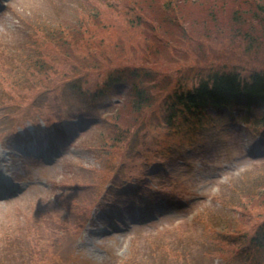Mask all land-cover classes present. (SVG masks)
I'll return each mask as SVG.
<instances>
[{
	"label": "rangeland",
	"instance_id": "374dc122",
	"mask_svg": "<svg viewBox=\"0 0 264 264\" xmlns=\"http://www.w3.org/2000/svg\"><path fill=\"white\" fill-rule=\"evenodd\" d=\"M6 1L0 16V164L15 165L14 175L27 189L0 199V264L30 262L37 247L45 253L37 264H264V250L248 240L264 219V199L252 190L264 178V135L250 130L263 106L247 118L233 108L211 107V115L188 121L183 113L167 126L161 104L173 87H192L207 70L264 69V29L234 28L230 19L254 1L240 0L236 7L238 0H181L173 11L181 26L162 22L163 33L128 26L132 11L107 5L123 0ZM220 3L227 7L212 15L210 4ZM148 12L153 18L159 11ZM57 22L68 26L62 40L80 30L101 41L85 49L98 63L68 62L71 52L44 32ZM113 68H125L128 82L139 81L153 97L142 117L131 105L123 107L118 119L127 131L117 146L107 141V128L111 110L130 102L129 84L123 80L109 94L93 96ZM128 68L137 69L136 77ZM26 71L45 79L38 104L15 112L22 98L9 100L8 90ZM71 82L86 94L72 92ZM32 94L25 93L26 105ZM70 109L68 118L76 123L63 128L60 157L50 165L24 160L12 131H29L30 123L41 129L56 111L67 115ZM92 117L94 125L88 124ZM152 188L164 194L150 196ZM165 196L174 201L173 208L166 201L172 212L158 218ZM137 216L143 224L155 220L140 227L132 223Z\"/></svg>",
	"mask_w": 264,
	"mask_h": 264
},
{
	"label": "trees",
	"instance_id": "16d2710c",
	"mask_svg": "<svg viewBox=\"0 0 264 264\" xmlns=\"http://www.w3.org/2000/svg\"><path fill=\"white\" fill-rule=\"evenodd\" d=\"M145 1V7L142 8L140 4V0H131V3L128 4V6L135 12L136 17L134 19L129 18L128 19V26L135 27L140 30H145L147 33H152L153 31L161 32L162 25H160L162 22H167L169 24L174 25H180L181 23L178 20V17H175L173 15V11L176 5H178L181 0H157L156 3L153 0H144ZM254 3L252 6H250L249 9L246 11L234 10L231 13V22L234 25V28H240L244 27L245 30H252L253 27H257L259 29H264V0H253ZM117 5V3H116ZM138 6V8H137ZM212 8H210L209 12L214 15L215 12H218L219 7H227L226 4L220 3V4H210ZM240 7V0L237 1V6ZM152 8H157L158 13L155 14V16L152 18L150 16V13L148 12ZM161 12V14H160ZM248 13L249 19H247L246 14ZM252 24V25H251ZM48 28V27H47ZM64 27L60 26V29H63ZM45 31L48 34V36H58L61 34V32H52L50 28L46 29ZM157 33V32H155ZM163 33V30L162 32ZM146 37H150L152 34H146L144 33ZM56 42L59 38H52ZM70 40V41H69ZM69 40H64L62 43L60 42L59 45L63 46L65 49L67 47L66 51L71 52V56H68L67 61H75V63H86L88 59L87 56L91 57V61L96 60L94 58L93 52H86L85 49L89 48L94 42L100 43L101 41H94L91 36H85L83 35V32L81 31H73L72 40L71 38ZM161 43V41L159 42ZM143 44H147L146 41ZM39 46H41L39 44ZM46 46L47 48L49 45H42ZM41 54V53H40ZM41 58L44 59V62L46 64V57H44L43 54H41ZM44 62L41 61L39 63L40 70H42L45 74V67H42L44 65ZM217 69L215 71H211L210 76L205 79H200L198 84L193 87L189 88L187 90L181 89L183 87H179V90H175L174 93L171 95V102L168 107V114L166 116V122L171 121V119L175 116V113L179 109L188 110L190 112L192 111H199L201 112L202 108H205L206 105H229V106H235L238 109H245L246 111L249 109H253V106L263 103L264 104V69L260 70V68H255L250 71L249 75L246 74V72H243L242 70H236L234 68H223V70ZM135 74V72H132ZM120 73H110L106 80L103 82V85L106 88L111 86L112 84H115L116 82L123 80V77L120 76ZM45 79V78H44ZM34 87V86H33ZM71 88L75 89L77 93H82L85 91H82L81 85L79 83H72ZM34 89L36 91L41 90L39 87L35 86ZM33 90V89H32ZM104 90V89H102ZM103 92V91H101ZM147 93L150 95L149 92H147L144 88H138L135 90V99L130 101V104L133 107V109L136 110V114L134 116L136 117H142L146 109H148L151 104L147 101ZM130 107V108H132ZM122 109L116 113V116L114 117L113 123H109L110 129L107 134H110L111 132L114 133V137H107V141L111 139V144L114 146L118 144L119 141H122L123 139L120 138L123 133L125 132L124 126H122L120 123L122 121H119V116ZM264 116V114H263ZM264 119V117H263ZM130 128V127H129ZM128 128V132L130 131ZM120 131V133H119ZM104 144L107 143L104 141ZM255 190L254 196L262 195L264 199V180L257 181L255 188L252 189ZM264 202V201H263ZM261 208L264 209V204H261ZM261 223H259L257 226L259 229H262L264 232V219L260 220ZM258 229V230H259ZM255 231L252 235L248 237L249 242L257 247L258 250H261L263 252L264 250V233H261L259 231ZM40 253H36L35 258H38ZM34 260V259H32ZM19 264H31L30 262L25 263H19Z\"/></svg>",
	"mask_w": 264,
	"mask_h": 264
}]
</instances>
